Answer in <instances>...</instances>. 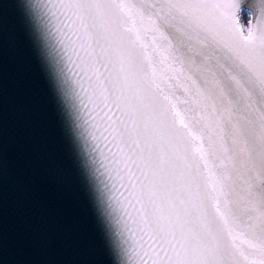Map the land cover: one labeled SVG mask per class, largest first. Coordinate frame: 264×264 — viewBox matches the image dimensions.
<instances>
[{
    "label": "snow or ice",
    "instance_id": "snow-or-ice-1",
    "mask_svg": "<svg viewBox=\"0 0 264 264\" xmlns=\"http://www.w3.org/2000/svg\"><path fill=\"white\" fill-rule=\"evenodd\" d=\"M6 39L45 78L108 264H264V0H0V183Z\"/></svg>",
    "mask_w": 264,
    "mask_h": 264
},
{
    "label": "water",
    "instance_id": "water-1",
    "mask_svg": "<svg viewBox=\"0 0 264 264\" xmlns=\"http://www.w3.org/2000/svg\"><path fill=\"white\" fill-rule=\"evenodd\" d=\"M9 30L19 10L4 3ZM2 264H108L46 81L25 44L6 39L2 69Z\"/></svg>",
    "mask_w": 264,
    "mask_h": 264
}]
</instances>
